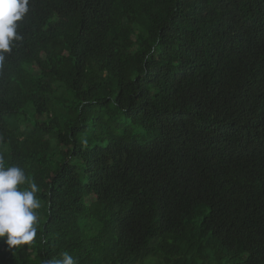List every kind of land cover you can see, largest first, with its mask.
<instances>
[{
  "label": "trees",
  "instance_id": "1",
  "mask_svg": "<svg viewBox=\"0 0 264 264\" xmlns=\"http://www.w3.org/2000/svg\"><path fill=\"white\" fill-rule=\"evenodd\" d=\"M16 31L0 157L42 206L0 264H264V0H29Z\"/></svg>",
  "mask_w": 264,
  "mask_h": 264
},
{
  "label": "clouds",
  "instance_id": "2",
  "mask_svg": "<svg viewBox=\"0 0 264 264\" xmlns=\"http://www.w3.org/2000/svg\"><path fill=\"white\" fill-rule=\"evenodd\" d=\"M29 0H0V63L4 54L11 51V42L20 40L17 22L28 12ZM27 185L22 188L21 186ZM40 191L34 181L29 180L23 169L6 166L0 157V243L10 251L22 245H30L37 237ZM61 259H48L44 264H77L72 255L64 252Z\"/></svg>",
  "mask_w": 264,
  "mask_h": 264
}]
</instances>
